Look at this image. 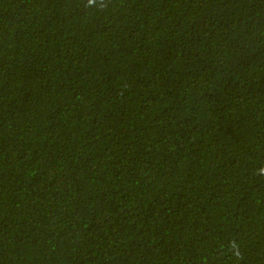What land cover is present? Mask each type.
<instances>
[{
    "label": "trees",
    "instance_id": "trees-1",
    "mask_svg": "<svg viewBox=\"0 0 264 264\" xmlns=\"http://www.w3.org/2000/svg\"><path fill=\"white\" fill-rule=\"evenodd\" d=\"M0 264H264V0H0Z\"/></svg>",
    "mask_w": 264,
    "mask_h": 264
}]
</instances>
